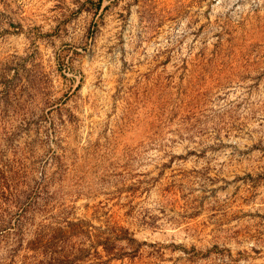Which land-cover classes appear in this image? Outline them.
I'll use <instances>...</instances> for the list:
<instances>
[{
  "label": "rangeland",
  "instance_id": "obj_1",
  "mask_svg": "<svg viewBox=\"0 0 264 264\" xmlns=\"http://www.w3.org/2000/svg\"><path fill=\"white\" fill-rule=\"evenodd\" d=\"M0 264H264V0H0Z\"/></svg>",
  "mask_w": 264,
  "mask_h": 264
}]
</instances>
